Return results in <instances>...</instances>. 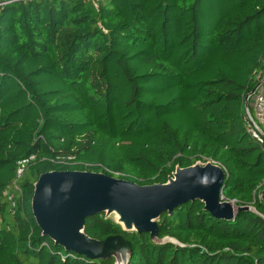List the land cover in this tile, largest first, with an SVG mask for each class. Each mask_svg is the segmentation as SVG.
I'll list each match as a JSON object with an SVG mask.
<instances>
[{
  "label": "trees",
  "instance_id": "trees-1",
  "mask_svg": "<svg viewBox=\"0 0 264 264\" xmlns=\"http://www.w3.org/2000/svg\"><path fill=\"white\" fill-rule=\"evenodd\" d=\"M263 80L264 0L8 8L0 20V264L115 263L43 235L31 206L43 174L87 171L150 186L208 162L227 174L223 199L254 211L225 221L189 202L160 218L162 243L105 215L88 219L86 234L128 239L129 264H264V142L244 118Z\"/></svg>",
  "mask_w": 264,
  "mask_h": 264
},
{
  "label": "water",
  "instance_id": "water-1",
  "mask_svg": "<svg viewBox=\"0 0 264 264\" xmlns=\"http://www.w3.org/2000/svg\"><path fill=\"white\" fill-rule=\"evenodd\" d=\"M226 177V172L211 162L185 169L177 167L167 183L150 186L103 173L49 172L34 185L32 213L43 235L66 251L89 259L129 264L133 255L131 242L121 235L103 241L90 238L85 232L88 219L96 215H105L107 219L114 216L111 220L123 232L149 234L154 243H162L160 218L172 215L189 202H201L211 216L225 221L234 220L240 211H254L223 199Z\"/></svg>",
  "mask_w": 264,
  "mask_h": 264
},
{
  "label": "built area",
  "instance_id": "built-area-1",
  "mask_svg": "<svg viewBox=\"0 0 264 264\" xmlns=\"http://www.w3.org/2000/svg\"><path fill=\"white\" fill-rule=\"evenodd\" d=\"M38 0H0V20L4 15V12L13 6L21 4H30ZM251 98L253 99V109L254 112H251L249 109V103ZM248 103V106H246ZM245 121L247 124L248 131L250 134L260 143L264 142V80L258 85L257 91L253 97L247 95L245 99ZM34 160V157H31L27 160H24L18 164V176L20 177L27 166L31 161ZM10 201H13V196L10 197ZM14 206V204H13Z\"/></svg>",
  "mask_w": 264,
  "mask_h": 264
},
{
  "label": "rangeland",
  "instance_id": "rangeland-1",
  "mask_svg": "<svg viewBox=\"0 0 264 264\" xmlns=\"http://www.w3.org/2000/svg\"><path fill=\"white\" fill-rule=\"evenodd\" d=\"M4 18H6V17H4ZM211 163H214V162H211ZM214 164H216V163H214ZM204 165V164H203ZM111 219H115V217L113 216V217H111Z\"/></svg>",
  "mask_w": 264,
  "mask_h": 264
}]
</instances>
